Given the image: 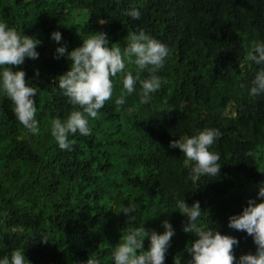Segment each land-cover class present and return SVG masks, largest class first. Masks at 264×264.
<instances>
[{"label":"trees","instance_id":"1","mask_svg":"<svg viewBox=\"0 0 264 264\" xmlns=\"http://www.w3.org/2000/svg\"><path fill=\"white\" fill-rule=\"evenodd\" d=\"M133 7L139 20L126 15ZM0 22L41 42L39 57L20 66L38 88V134L23 128L0 92V257L23 249L31 264H114L121 237L143 224L163 234L168 221L175 235L164 264H188L186 245L198 237L182 230L187 217L177 199L199 201L200 226L239 241L237 261L255 253L252 237L230 229L228 218L250 199L261 202L264 185V93L249 94L264 64L245 61L255 43H264V0H0ZM141 29L170 49L157 73L161 88L141 104L138 80L118 106L123 74L113 77L112 99L89 118L91 135L69 136L75 143L61 150L52 121L81 109L58 87L70 61L56 49L70 52L103 31L123 50L128 34ZM57 31L59 42L51 38ZM126 70L137 74L134 64ZM205 128L222 134L210 148L220 155V175L193 182L191 164L169 145ZM127 205L135 206L134 221L120 212Z\"/></svg>","mask_w":264,"mask_h":264},{"label":"clouds","instance_id":"2","mask_svg":"<svg viewBox=\"0 0 264 264\" xmlns=\"http://www.w3.org/2000/svg\"><path fill=\"white\" fill-rule=\"evenodd\" d=\"M126 15L134 20L141 17L135 7L129 9ZM104 24L103 22H100ZM51 38L56 42L62 39L60 32H53ZM41 42L33 37L21 34L6 22H0V92L13 105L12 111L29 134H38L36 119L37 87H33L26 79V73L20 69L26 58L37 59L36 51ZM59 56H66L70 68L58 76V87L68 102L81 110H74L65 119L52 121L51 135L61 150H70L69 136L79 133L82 136L91 135L89 118H98L101 110L113 95V77L123 74L122 84L125 90L116 100L118 106L126 103L125 94L135 90L137 81L141 85L140 103L148 104L152 94L162 85V78L157 74L164 67L170 49L161 41L155 39L144 30L128 34L127 45L121 49L118 43H111L106 32H94L82 40L81 46L67 50L66 45L56 49ZM245 61L256 65L264 64V43H255L245 56ZM134 64L136 76L127 69ZM147 70L148 78L140 80V73ZM264 93V70L257 72L252 81L250 95ZM216 128H205L197 135L182 137L170 142L169 147L179 148L185 157V166L191 164L190 176L193 182L203 177L220 175V155L210 151L211 146L221 136ZM253 155V153H248ZM261 202L250 199L248 206L239 215L228 218V227L246 232L256 245L255 253L241 255L237 261L234 246L239 241L230 235L221 234L216 228H204L198 223L202 210L199 201L189 206L185 199L176 200L178 212L187 217L182 230L194 234L197 239L186 245V251L191 256L188 264H264V185L258 192ZM120 212L128 215V221H134V205L125 206ZM119 212V213H120ZM165 231L158 234L149 233L144 224L121 237V242L113 251L114 264H164L171 239L175 230L168 221H163ZM42 243L49 242L46 235L39 236ZM150 240V247L144 250V240ZM25 250L15 249L10 256L0 257V264H31L25 256ZM87 264H99L97 259L89 258ZM179 264V261H176Z\"/></svg>","mask_w":264,"mask_h":264}]
</instances>
